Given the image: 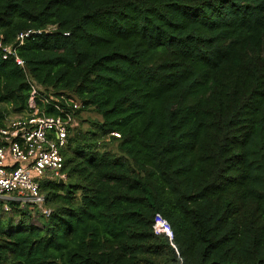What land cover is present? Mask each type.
Masks as SVG:
<instances>
[{
  "label": "trees",
  "instance_id": "16d2710c",
  "mask_svg": "<svg viewBox=\"0 0 264 264\" xmlns=\"http://www.w3.org/2000/svg\"><path fill=\"white\" fill-rule=\"evenodd\" d=\"M33 87L102 120L0 264H264V0H0V123Z\"/></svg>",
  "mask_w": 264,
  "mask_h": 264
},
{
  "label": "built area",
  "instance_id": "2783aa9c",
  "mask_svg": "<svg viewBox=\"0 0 264 264\" xmlns=\"http://www.w3.org/2000/svg\"><path fill=\"white\" fill-rule=\"evenodd\" d=\"M17 63L24 65L20 59ZM38 97L33 87L29 111L22 118H6L0 123V206L5 211H11L12 204L22 209L36 207L47 213L41 183L56 181L63 175V150L69 144V129L77 124L73 111L80 110L82 105L67 98L72 110L64 113L53 95L43 98L42 103L51 104L63 114V117H51L38 106ZM157 223L164 224L170 232L169 226L159 218ZM160 231L157 227V233Z\"/></svg>",
  "mask_w": 264,
  "mask_h": 264
},
{
  "label": "rangeland",
  "instance_id": "374dc122",
  "mask_svg": "<svg viewBox=\"0 0 264 264\" xmlns=\"http://www.w3.org/2000/svg\"><path fill=\"white\" fill-rule=\"evenodd\" d=\"M4 107L6 108V110L10 111V109L8 107H6V106H4ZM11 116H14V117H12L13 119H18V118L23 117L22 115L20 116V115H13V114ZM18 116H20V117H18ZM101 120H102L101 116L99 114H97L94 110L86 111L84 113H81L80 118L77 117V124H76V126L75 125L72 126V128L76 129L77 132H86L89 130H93V126L95 125V123H99ZM64 180H66V175L63 173L60 181L64 182ZM44 182H47V181H44ZM29 210L32 211L33 215L37 211H39V210H37V208L36 209L30 208Z\"/></svg>",
  "mask_w": 264,
  "mask_h": 264
},
{
  "label": "water",
  "instance_id": "95a60500",
  "mask_svg": "<svg viewBox=\"0 0 264 264\" xmlns=\"http://www.w3.org/2000/svg\"><path fill=\"white\" fill-rule=\"evenodd\" d=\"M61 182H63V181H61Z\"/></svg>",
  "mask_w": 264,
  "mask_h": 264
}]
</instances>
